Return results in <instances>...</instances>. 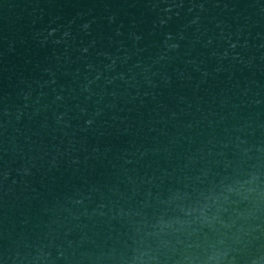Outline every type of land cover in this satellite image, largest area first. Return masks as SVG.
<instances>
[{"label":"water","instance_id":"obj_1","mask_svg":"<svg viewBox=\"0 0 264 264\" xmlns=\"http://www.w3.org/2000/svg\"><path fill=\"white\" fill-rule=\"evenodd\" d=\"M0 264H264V0H0Z\"/></svg>","mask_w":264,"mask_h":264}]
</instances>
